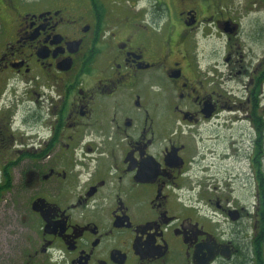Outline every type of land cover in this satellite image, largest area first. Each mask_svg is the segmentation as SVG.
I'll list each match as a JSON object with an SVG mask.
<instances>
[{
  "label": "flooded vegetation",
  "instance_id": "af4514ba",
  "mask_svg": "<svg viewBox=\"0 0 264 264\" xmlns=\"http://www.w3.org/2000/svg\"><path fill=\"white\" fill-rule=\"evenodd\" d=\"M0 215V264H264V0H0Z\"/></svg>",
  "mask_w": 264,
  "mask_h": 264
},
{
  "label": "rangeland",
  "instance_id": "374dc122",
  "mask_svg": "<svg viewBox=\"0 0 264 264\" xmlns=\"http://www.w3.org/2000/svg\"><path fill=\"white\" fill-rule=\"evenodd\" d=\"M0 216H1V215H0ZM16 221H17V220H16ZM17 222H20V221H17ZM16 225H17V224L13 223V224H12L13 228H15ZM6 233H7V230H6V232H5V235H6ZM0 239H1V240H0V242H1V243H0V250H1V252H2V247H3L2 245H4V242H3V239H2L1 236H0Z\"/></svg>",
  "mask_w": 264,
  "mask_h": 264
}]
</instances>
